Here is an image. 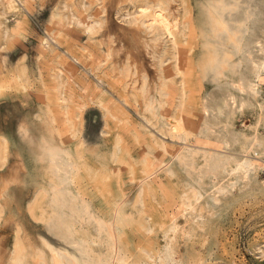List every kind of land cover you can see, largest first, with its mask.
<instances>
[{
    "label": "rangeland",
    "instance_id": "obj_1",
    "mask_svg": "<svg viewBox=\"0 0 264 264\" xmlns=\"http://www.w3.org/2000/svg\"><path fill=\"white\" fill-rule=\"evenodd\" d=\"M15 1L0 0V264H52L48 242L80 264H264V0H243L250 46L217 71L215 0Z\"/></svg>",
    "mask_w": 264,
    "mask_h": 264
},
{
    "label": "bare ground",
    "instance_id": "obj_2",
    "mask_svg": "<svg viewBox=\"0 0 264 264\" xmlns=\"http://www.w3.org/2000/svg\"><path fill=\"white\" fill-rule=\"evenodd\" d=\"M242 2L243 0H215L212 1L207 7V10L205 12V21H206L205 36H206L207 45L209 46L210 49L208 51L209 52L208 64H210L209 68L213 71H217L219 70L220 67L228 64L233 55L232 52H238L243 49L246 50L245 47L250 46L245 41L244 33L247 29V25H246L247 17H249L251 14L249 13V11L245 10L242 7L243 5ZM263 66H264V62L260 64L259 68H262ZM219 73L220 71L218 72V74ZM47 155L50 161L52 162L53 168H55L56 170L63 169L62 167L65 166V163L57 149L55 148L48 149ZM255 163L256 162L250 158H242L239 162H237L235 168L237 171H241L242 175L243 174L245 175L250 171L252 172ZM63 200L64 201L59 200V204L63 203L64 205H67L69 203L71 204L74 203L73 201L68 200L66 198H64ZM63 223L64 222H62L61 219H59L54 225V227L61 226ZM47 238L49 237L47 236ZM48 244L50 245L52 251V264H68L70 261H72L73 264H80L78 257L74 253H72V251L68 247H66V245L65 246L63 244L60 245L61 243L58 245L55 244V242L54 244L48 242Z\"/></svg>",
    "mask_w": 264,
    "mask_h": 264
},
{
    "label": "snow or ice",
    "instance_id": "obj_3",
    "mask_svg": "<svg viewBox=\"0 0 264 264\" xmlns=\"http://www.w3.org/2000/svg\"><path fill=\"white\" fill-rule=\"evenodd\" d=\"M14 179H15L14 177L10 178V179H9V183L13 182Z\"/></svg>",
    "mask_w": 264,
    "mask_h": 264
},
{
    "label": "crops",
    "instance_id": "obj_4",
    "mask_svg": "<svg viewBox=\"0 0 264 264\" xmlns=\"http://www.w3.org/2000/svg\"><path fill=\"white\" fill-rule=\"evenodd\" d=\"M14 223H15V225H16L17 221H14Z\"/></svg>",
    "mask_w": 264,
    "mask_h": 264
}]
</instances>
